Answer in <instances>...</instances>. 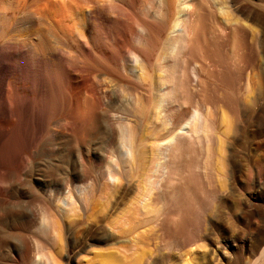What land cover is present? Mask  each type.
<instances>
[{
	"label": "bare ground",
	"instance_id": "1",
	"mask_svg": "<svg viewBox=\"0 0 264 264\" xmlns=\"http://www.w3.org/2000/svg\"><path fill=\"white\" fill-rule=\"evenodd\" d=\"M204 15L219 46L228 35L234 46L240 44L242 55L250 52L255 56H250L249 62L243 60L241 70L254 71L259 67L256 60L261 57L264 75V0H0V192L5 183L10 193L17 176L15 136H86L95 126L104 124L109 137L102 159L110 158L108 170L130 171L126 180L123 175L111 177L114 191L121 189L124 180L139 192L140 207L127 220L134 230L152 225L158 217L150 215L154 212L150 208L155 185L166 205L168 184L163 180L170 175L172 158L176 161L175 153L188 133L187 123L176 126L177 117L173 119L174 115L169 113L183 105L181 90L190 86V73L202 69L200 61L188 65L187 53L194 48L196 36L205 34L207 27L200 22ZM263 97L259 93L258 100ZM70 109L74 111L69 114L73 115L72 120L62 117L60 129L49 127L53 112L58 110L62 114ZM128 121L135 124L136 138L131 141V151L117 146L116 125ZM167 121L172 128L164 138L161 126ZM71 122L77 125V132ZM83 164L80 162L78 173L70 178L64 175L57 181L52 165L35 166L36 162L29 158L23 174L34 172L50 196L60 199L65 191L78 198L82 196L86 207L77 222L85 220L93 227V223L106 220L108 206L112 211L119 204L116 199H109V205L102 210L96 201L87 204L88 196L102 200L100 197H105L111 185L100 182L106 170L100 176L93 175L89 182L90 171ZM140 209L142 215H138ZM31 211L35 216V210ZM9 214L0 207L1 244L10 239L3 234L4 218ZM105 228L101 227L104 231ZM146 234L142 231L138 235L150 239ZM78 242L77 253L85 250L89 241L82 237ZM132 249L129 245L119 247L123 254L119 264H145L153 260L149 251L140 255ZM27 251H23L25 255ZM73 255L76 253L68 257V264H83L74 260ZM261 261L264 264V252ZM161 262L170 264L165 259ZM233 264L256 263L245 259L240 250Z\"/></svg>",
	"mask_w": 264,
	"mask_h": 264
},
{
	"label": "rangeland",
	"instance_id": "2",
	"mask_svg": "<svg viewBox=\"0 0 264 264\" xmlns=\"http://www.w3.org/2000/svg\"><path fill=\"white\" fill-rule=\"evenodd\" d=\"M200 22L207 27L205 34L196 36L197 42L187 57L190 66L200 61L202 71L190 73V86L181 90L183 105L169 113L174 115L173 119L177 117L174 120L176 126L182 127L187 123L189 134L181 139L179 154L175 153L176 161L172 158L169 181L163 180L168 184L167 192L170 191L166 192L169 195L166 205L159 194V186L155 185L156 194L150 208L154 212L150 215L158 217L153 219L152 225L136 226L138 230H134L133 224L127 220L130 213L140 207L139 192L124 180L121 189L114 191L111 177L123 175L126 180L130 171L128 168L113 173L108 170L110 158L102 159L103 146L109 137L104 124L99 129L95 126V130L92 129V133L88 131L90 134L86 133V136H15L17 176L10 193L5 183L1 184L4 192H0L1 210L10 213L4 218L6 223L3 225V234L9 235L10 239L7 243H0V264H68V257L73 253H76L74 260L83 264H114L116 259L119 264L123 255L119 251L121 245H129L133 248L131 251L138 250L140 255L149 251L153 260L145 264H163L162 259L170 264H233L240 250L245 259L262 263L264 99L259 101L258 96L259 93L264 96L263 59L257 58L259 67L254 71L241 70L244 61L249 62L255 56L250 52L242 55L240 44L237 42L234 46L228 35L219 46L215 39L217 35L212 33L211 23L205 15ZM217 45L219 47H215ZM72 111L53 112L49 127L60 129L58 124L64 122V117L72 120L73 115H69L74 113ZM164 123L161 127L165 138L172 126L168 121ZM71 125L77 132V125L72 122ZM134 127V122L129 121L116 125L117 146L121 145L125 151H131L133 146L131 143L136 138ZM29 158L36 162L35 166L52 165L53 177L57 181L64 175L68 174L70 178L71 174L78 173L80 162L90 171L89 182L106 170L100 182L110 183L108 193L100 197V201L97 196L94 199L88 196L91 202L87 201V204L92 205L96 201L102 210L109 205L110 199L118 202V208L110 211L108 206L106 220L93 223V227L85 220L77 222L86 207L82 196L78 198L67 191L60 199L48 195L44 182L34 172L23 174ZM157 180L162 182V179ZM32 209L35 216H32ZM140 213L141 209L138 215L143 214ZM157 223H164V228L159 224L156 226ZM100 226L106 227L105 231ZM151 229L152 233L149 232ZM142 231H146L150 239L139 236ZM82 237L89 241L88 246L77 253L75 246ZM25 243L28 248H25ZM25 249L28 250L26 255Z\"/></svg>",
	"mask_w": 264,
	"mask_h": 264
}]
</instances>
